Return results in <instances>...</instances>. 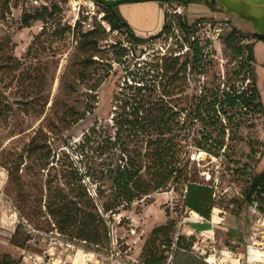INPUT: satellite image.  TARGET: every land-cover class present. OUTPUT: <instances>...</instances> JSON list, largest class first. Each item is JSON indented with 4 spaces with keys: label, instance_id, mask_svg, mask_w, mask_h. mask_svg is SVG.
<instances>
[{
    "label": "rangeland",
    "instance_id": "obj_1",
    "mask_svg": "<svg viewBox=\"0 0 264 264\" xmlns=\"http://www.w3.org/2000/svg\"><path fill=\"white\" fill-rule=\"evenodd\" d=\"M44 6L56 11L38 37L43 23L25 27L22 17ZM92 7H85L76 19L63 0H0V197L13 201L33 228L47 232L55 229L51 210L62 205L63 193L77 201L89 200L90 209L96 206L104 218L102 227L108 236L99 247L78 245L83 256L89 253L85 261L141 264L147 244L163 264H209L201 254L209 244L203 240L210 238L221 250L234 252L231 264L264 262V214L245 200L251 175L264 168V41L255 42L253 65L263 110L249 114L250 125L227 131L224 146L214 145L212 153L195 147L192 138L208 131L221 138L220 126L213 129L196 122L192 127L196 135L183 141L189 150L183 154L189 160V178L213 188V213L221 215L222 221L199 224L200 219L187 218L192 212L184 205L186 189L173 180L149 196L135 198L127 210L102 214L98 206L116 190L109 175L114 176L131 158L139 166L143 162L145 147L135 125L138 101L131 96L141 93L138 86H145V99L159 100L172 112H180L182 122L188 117L191 123L189 109L184 108L199 96L210 100L217 88L229 89L235 84L243 89L250 80L243 81L241 58L233 56L223 37L215 34V24L224 20L205 18L212 29L203 33L213 39L214 54L203 69L190 65L173 81L163 54L179 48L177 38L166 35L138 46L125 33L110 28L103 18V6ZM178 9L170 5L167 12L179 14L175 13ZM183 15L191 24L207 14L190 9ZM93 29L94 34L85 36ZM123 47L129 51L126 56ZM183 61L184 55L179 64ZM4 103L12 107L10 113H1ZM179 128L173 122L167 138L178 142ZM4 207L8 215L6 202L0 201L1 213ZM163 224H169L166 234H159L161 238L155 242L152 231ZM212 230L216 232L207 235ZM108 237L111 244H107ZM16 239L23 247L16 248L12 239L14 246L1 239L0 258L10 254L18 264H31L24 257L45 254L48 247L39 236L27 242L24 231ZM76 251L67 249L68 254ZM95 251L100 254L97 258L90 255Z\"/></svg>",
    "mask_w": 264,
    "mask_h": 264
},
{
    "label": "trees",
    "instance_id": "obj_2",
    "mask_svg": "<svg viewBox=\"0 0 264 264\" xmlns=\"http://www.w3.org/2000/svg\"><path fill=\"white\" fill-rule=\"evenodd\" d=\"M63 1L66 3V0ZM94 1L96 4L103 6L105 11L103 18L110 28L125 33L131 42L138 46L148 40L158 39L166 35L170 38H177L179 48L171 50L170 55L167 53L163 54V58L168 63L166 64V72L173 73L171 75L173 81H175V76L180 74V72H187L190 65L203 69L207 58L214 54L213 39L210 36H204L206 33H203L207 29H212V25H209L208 23L210 22L206 21L205 18H199L190 24L185 20L184 15L167 12L164 29L157 35L142 38L136 36L128 24L122 20L115 6L106 5L102 0ZM180 1L188 2L187 0ZM55 11L48 6H44L33 14L25 13L22 17L23 25L30 27L33 22L41 21L43 27L38 33V37H40L47 30L51 19L53 20ZM77 23L76 25H78ZM217 26L215 24L214 30ZM95 31V29L90 30L85 36L92 35ZM221 36L226 47L231 50L232 55L241 58L243 67L241 72L243 70L244 74L243 81L250 80L247 87L242 89L232 84L229 89L224 88L221 90V88H217L211 92L210 100H208L207 96H199L194 104L189 108H184L186 111L189 109L188 114L192 119L191 123H188V117L182 122L180 112H172L170 106H166L159 100L148 101L145 99L143 94L145 86H138L137 89L141 93H134L131 96L138 101L136 114L138 123L134 124L138 125L140 140L143 141L145 147V153L142 154L143 162L139 166L131 158L124 166H120L116 170L114 176L112 174L109 175V177H113V187L116 190L112 198L106 200L102 206H98L102 214L110 213L113 215L122 209L127 210L135 198L149 196L173 180L176 183L184 184L186 189L184 205L188 208V211L195 212L205 219H212L216 205L213 198L214 190L210 186L190 180L188 175L189 160L185 161L186 155H183L188 153L189 150L188 146L183 144V141H188L193 134L196 135L192 128L196 122H202L204 125L213 127V129H217L220 126L223 133L221 138L213 136V131H208L202 136L192 138L195 147L212 153L214 145L218 148L224 146L227 131H231L234 126L250 125L249 114L253 116L263 110L253 65L256 63L255 42L264 41V36L246 34L235 26L229 25V23L225 25L223 33L218 37ZM244 41H250L251 43L243 44ZM122 50L123 56L129 54L126 47H123ZM183 55L185 61L179 64ZM131 88L133 89V86ZM10 110H12V107L9 108L4 103L1 113H10ZM173 122L180 125L178 142L173 141L172 138H167L172 131ZM167 140H172L173 143H165ZM171 146H175V149L172 150ZM170 149L172 152H169ZM168 157L173 159L174 162L167 160L169 159ZM142 169H144V172ZM9 173L10 175L13 174L11 170H9ZM101 195H104V193H101ZM62 198V205L56 210H51V213L56 217V222H54L53 226L69 240L76 243L85 242V245L90 244L94 247L104 245L101 241L108 236V233L107 229L104 230L102 227L104 218L100 215L96 206L90 209L89 200L77 201L70 199L64 193ZM245 200L255 205L264 214V168L261 172L251 175V180L245 193ZM11 202L13 203V201ZM14 206L17 208L15 204ZM168 226L169 224H163L153 229L152 237L155 242L161 238V236H158L159 234H166ZM66 230H71L74 233L68 234ZM22 231L27 234V242L32 239V236L22 226H17L12 241L20 247H23L24 243L18 242L16 238ZM75 233L76 235L74 236L73 234ZM180 239L178 237L177 244H179ZM110 240L108 237L107 244H111ZM192 243H194L192 245L195 247V241ZM143 249L144 255L141 264H163L162 258L153 250H149L147 244L144 245ZM0 264H18V262L10 254H5L0 258Z\"/></svg>",
    "mask_w": 264,
    "mask_h": 264
},
{
    "label": "crops",
    "instance_id": "obj_3",
    "mask_svg": "<svg viewBox=\"0 0 264 264\" xmlns=\"http://www.w3.org/2000/svg\"><path fill=\"white\" fill-rule=\"evenodd\" d=\"M104 3H118L115 8L122 20L128 24L136 36L149 38L159 34L166 25L167 10L170 5L179 7V10L187 12L194 9L196 12H204L206 17H217L235 26L246 34H260L264 36V0H187L185 3L180 0H102ZM1 188V185H0ZM1 210V209H0ZM187 218L199 220V224H219L222 221V216L213 213L212 219H201L197 213L192 212ZM0 234L1 239L7 241L10 246L11 239L16 231V226L11 222L9 215L6 214L5 207L0 212ZM188 220V219H187ZM215 230L210 231L211 236ZM216 232V231H215ZM33 242V241H31ZM19 248L18 246H15ZM25 252V249L23 250ZM81 250L74 254H68L65 246H58L52 260L42 262L41 259H28L31 264H61L62 261H69V264H87L85 261L86 254ZM36 256L42 257L44 254L34 252ZM94 257V255H91ZM96 260L92 264H99Z\"/></svg>",
    "mask_w": 264,
    "mask_h": 264
},
{
    "label": "built area",
    "instance_id": "obj_4",
    "mask_svg": "<svg viewBox=\"0 0 264 264\" xmlns=\"http://www.w3.org/2000/svg\"><path fill=\"white\" fill-rule=\"evenodd\" d=\"M66 3H67V6H69L76 14V17H77L76 19H79V17L81 16V12L83 13V9L85 7L93 8L92 6L96 4L94 0H66ZM175 13H179L183 15V12L180 11L179 9ZM226 24L227 22L225 21H222L218 24V26L215 29V34L217 36H220L223 33ZM0 201L6 202V208H7V212H8L11 222L16 227L19 225L22 226V228H24V230L32 236V239L30 240V242L36 241L37 236H39V238H42L43 240L47 242L48 247L46 248L45 254L42 257L36 256L33 253H30L27 256V258L41 259L42 262L45 263L47 259L49 261L52 260V258L55 255V249L57 245L65 246V248H67L70 251L80 250L81 248L78 247V245L85 246L86 244L85 242L76 243L74 241L69 240L64 234L59 232L57 228H55L51 232L40 231V230H37L36 228H33L32 225L29 223V221L20 215L19 211L17 210V208L14 206V204L11 201H9L7 198H4L2 196L0 197ZM207 239L203 240V243L205 241L209 242L208 250L203 249V252L201 254L204 257V260L209 264H231L230 259L233 258L234 252L229 249H226L225 251L221 250L217 246L216 241L214 239H210V238H207ZM197 244H200V241H198ZM86 255H89V253H86ZM90 255H94V257L97 258V255H100V254L96 253L95 251L93 253H90ZM93 262H94L93 260L88 258L87 264H92ZM113 262L115 264H124L117 260H114ZM61 264H69V263L67 261H62ZM260 264H264V262H261Z\"/></svg>",
    "mask_w": 264,
    "mask_h": 264
},
{
    "label": "water",
    "instance_id": "obj_5",
    "mask_svg": "<svg viewBox=\"0 0 264 264\" xmlns=\"http://www.w3.org/2000/svg\"><path fill=\"white\" fill-rule=\"evenodd\" d=\"M106 5H109V6H115V5H117L118 3H105Z\"/></svg>",
    "mask_w": 264,
    "mask_h": 264
}]
</instances>
